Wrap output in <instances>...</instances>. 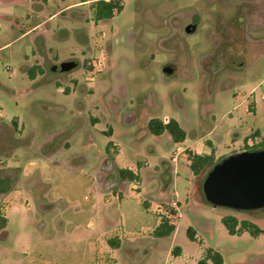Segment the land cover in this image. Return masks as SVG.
I'll list each match as a JSON object with an SVG mask.
<instances>
[{
  "label": "rangeland",
  "instance_id": "obj_1",
  "mask_svg": "<svg viewBox=\"0 0 264 264\" xmlns=\"http://www.w3.org/2000/svg\"><path fill=\"white\" fill-rule=\"evenodd\" d=\"M94 1L0 0V178L22 192L0 233V264H80L86 245L70 207L94 202L120 221L96 220L104 256L108 238L123 240L105 264H198L208 248L225 264H264V208L201 201L206 176L193 172L191 148L179 150L206 137L223 159L261 142L264 0H122L100 21ZM153 118L176 119L185 140L151 132ZM133 191L143 210L177 224L174 235L124 229L118 209ZM4 193L2 215L13 200ZM228 214L260 234H231Z\"/></svg>",
  "mask_w": 264,
  "mask_h": 264
},
{
  "label": "crops",
  "instance_id": "obj_2",
  "mask_svg": "<svg viewBox=\"0 0 264 264\" xmlns=\"http://www.w3.org/2000/svg\"><path fill=\"white\" fill-rule=\"evenodd\" d=\"M88 2V1H84ZM168 120H166L167 122ZM195 147H192L190 144L185 145L179 150H184L185 148H191L194 152L200 153V154H213L214 156L217 157L216 155V149L215 147L210 143L209 139L206 137H200L194 142ZM190 163V161H189ZM121 168L126 166L119 165ZM130 169H132L134 172L138 173L136 168L134 166H128ZM30 171L28 172L29 174L32 173L34 170L32 167V164L30 163ZM27 173V174H28ZM4 195L7 196L8 199H13L10 204L6 208V213L3 214L5 217H7L8 222L10 219V212L12 205L14 204L15 201H17L20 197H22V192L19 190H10L8 192H5ZM141 196L145 199V197L142 195V191L137 193L136 191H133L126 197V199L123 201L122 209H118V212H120V219H121V224L124 227V229H129V230H137V229H151L152 232V237L153 239H157L159 237L154 235V230L161 224L164 216L160 215L157 217H154L151 215V208H148V210H143L141 206V202L143 198L141 199ZM95 202L92 203L91 205H82V206H74L70 207L73 210V213L76 214L77 216V222L74 227H77L76 229L80 231V242L84 243L86 247H84L78 258V262L80 264H105L106 262V256L112 257L114 249L120 247L123 244V240L120 241H115L117 243V246H112L109 244V238L105 241V246L103 250L106 252V256H104L101 252L102 249L101 244H102V233H95L94 230L97 227V221L99 220H104V221H109L112 223H117L119 224L120 221L116 219L115 215L113 212L109 213H103V211L97 209L95 206ZM88 206V207H87ZM68 208V207H67ZM69 208V209H70ZM68 210V209H67ZM95 211L96 212V217L90 216L91 213ZM150 213H146V212ZM155 214L156 211H153ZM67 222L68 229L72 228L71 223H68L71 221V218L67 216L65 218ZM97 220V221H96ZM55 221V220H54ZM8 222H7V227H8ZM63 222V220H62ZM7 227L1 231L7 233ZM176 229H177V224H176ZM175 231L171 234L174 235ZM169 235V236H171ZM166 237V236H164ZM180 247V246H179ZM174 248V247H173ZM178 254H173L175 259L176 257H181L184 256V250L180 247L179 250L176 251ZM172 253V250H171ZM205 254V251L203 255L201 256L200 259L203 258ZM102 256L103 259H102ZM115 257V256H114ZM199 259V260H200ZM199 262V261H198ZM225 264V263H224Z\"/></svg>",
  "mask_w": 264,
  "mask_h": 264
},
{
  "label": "trees",
  "instance_id": "obj_3",
  "mask_svg": "<svg viewBox=\"0 0 264 264\" xmlns=\"http://www.w3.org/2000/svg\"><path fill=\"white\" fill-rule=\"evenodd\" d=\"M123 9L122 0H95L92 4V10L94 17L97 21L112 18L117 12H120ZM32 74V70H30ZM5 126L4 123L0 122V127ZM149 129L151 132L156 134H161L164 131H169L172 135L174 141L183 142L187 136V132L184 128H182L179 122L170 118L167 122L158 118H153L149 122ZM260 130H256L252 135L259 136L261 135ZM251 135V136H252ZM250 137L246 138V141L249 140ZM264 148V134L262 135V140L256 146H250L246 143V149L255 150ZM0 154H4L2 147L0 148ZM222 158H215L213 154H200L190 151L189 152V161L190 166L193 172L196 175H200L204 173L206 176L209 170L214 166L215 163L220 161ZM121 176L130 181L139 180V174L134 172L130 168H121L119 170ZM5 184V180L0 178V190L2 192H7L10 188ZM203 195L200 197V200L206 203H209L205 197L204 190L202 191ZM210 204V203H209ZM8 219L4 215L0 214V232L3 231L7 227ZM223 222L226 225L227 229L231 234H235L239 231L249 230L253 234H260L261 230L255 226V224L249 220L239 219L234 215H226L223 218ZM240 224V227H238ZM176 229V225L170 223L167 217H164L161 224L154 230V235L157 237H164L171 235ZM189 237L194 240L196 239L195 231L192 227L188 228ZM109 244L112 246H117V243L114 239H109ZM179 246H175L172 250L173 254H178L176 251L179 250ZM209 261H212L214 264H224V259L222 254L213 249L208 248L205 250V254L202 259L199 260L198 264H207Z\"/></svg>",
  "mask_w": 264,
  "mask_h": 264
},
{
  "label": "water",
  "instance_id": "obj_4",
  "mask_svg": "<svg viewBox=\"0 0 264 264\" xmlns=\"http://www.w3.org/2000/svg\"><path fill=\"white\" fill-rule=\"evenodd\" d=\"M192 30L193 26L188 28ZM75 65L64 62L61 68L67 71ZM166 69L172 71L171 67ZM203 190L208 202L215 207L236 210L264 207V148L244 149L215 163L204 179Z\"/></svg>",
  "mask_w": 264,
  "mask_h": 264
},
{
  "label": "flooded vegetation",
  "instance_id": "obj_5",
  "mask_svg": "<svg viewBox=\"0 0 264 264\" xmlns=\"http://www.w3.org/2000/svg\"><path fill=\"white\" fill-rule=\"evenodd\" d=\"M194 30H195V28H194ZM193 31V30H192ZM68 62H73V61H68ZM264 208V207H263ZM258 209H261V208H258Z\"/></svg>",
  "mask_w": 264,
  "mask_h": 264
}]
</instances>
